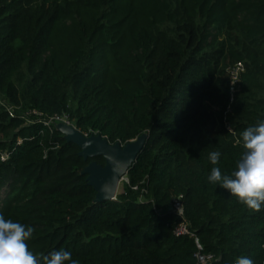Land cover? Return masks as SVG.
Wrapping results in <instances>:
<instances>
[{
  "label": "trees",
  "instance_id": "1",
  "mask_svg": "<svg viewBox=\"0 0 264 264\" xmlns=\"http://www.w3.org/2000/svg\"><path fill=\"white\" fill-rule=\"evenodd\" d=\"M56 117L111 145L145 136L116 200L95 201L84 170L106 161ZM259 120L264 0H0V215L35 229L38 257L200 264V244L215 264H264V209L207 180L236 170ZM181 223L194 236L177 237Z\"/></svg>",
  "mask_w": 264,
  "mask_h": 264
},
{
  "label": "clouds",
  "instance_id": "2",
  "mask_svg": "<svg viewBox=\"0 0 264 264\" xmlns=\"http://www.w3.org/2000/svg\"><path fill=\"white\" fill-rule=\"evenodd\" d=\"M240 136L242 140L238 139L236 143H242L245 152L237 162L236 170L231 175H222L218 167H213L207 180L228 190L249 210L259 213L264 209V120L248 127ZM220 157L219 151H211L208 159L212 165H217ZM34 231L31 226L6 221L0 215V264H79L78 260L72 259V253L64 249L49 255H34L26 243ZM233 264H254V261L242 255Z\"/></svg>",
  "mask_w": 264,
  "mask_h": 264
},
{
  "label": "water",
  "instance_id": "3",
  "mask_svg": "<svg viewBox=\"0 0 264 264\" xmlns=\"http://www.w3.org/2000/svg\"><path fill=\"white\" fill-rule=\"evenodd\" d=\"M72 127H66L67 130H60L68 136L69 140L75 142L81 148L80 155L85 159L102 156L106 161L104 166L93 161L84 170V173L89 175V184L97 191L95 201L104 202L107 200H116L118 185L120 181L126 179L129 170L136 162L138 154L144 147L146 141L145 136L139 137L142 138V142H139L137 147L134 148L131 143H128L125 146H122L120 143L111 145L107 140L100 136H85L74 126ZM90 141L100 143L108 148L105 151H99L100 149L91 147L89 148Z\"/></svg>",
  "mask_w": 264,
  "mask_h": 264
},
{
  "label": "built area",
  "instance_id": "4",
  "mask_svg": "<svg viewBox=\"0 0 264 264\" xmlns=\"http://www.w3.org/2000/svg\"><path fill=\"white\" fill-rule=\"evenodd\" d=\"M242 70V64H238L234 69H233V75H234V81L238 79V76H239V73L240 71ZM8 110H11L10 108H8ZM36 113V112H35ZM37 114V113H36ZM65 119L64 118H59V117H56V118H52L50 119L49 121L46 122L47 125H50L51 122L55 123L57 122L58 120H63ZM68 119V118H67ZM67 124H71L69 121ZM56 125V123H55ZM8 156L6 154H3L0 156V160H5L7 159ZM180 199V198H179ZM177 199L174 206H173V209L179 214V215H183L184 214V206L182 204V201ZM175 235L177 237H182V236H194V233L191 232V230L189 229L188 225H186L185 223H181L177 229L175 230ZM196 257L198 258V261L200 264H215V262L218 261V259L212 255V254H204L203 253V247L198 244V252L196 254Z\"/></svg>",
  "mask_w": 264,
  "mask_h": 264
},
{
  "label": "rangeland",
  "instance_id": "5",
  "mask_svg": "<svg viewBox=\"0 0 264 264\" xmlns=\"http://www.w3.org/2000/svg\"><path fill=\"white\" fill-rule=\"evenodd\" d=\"M56 123V126L59 128V129H63V130H67V128L66 127H72L73 125L72 124H67L68 123V119L67 118H65V119H63V120H58L57 122H55ZM73 128V127H72ZM95 141V140H94ZM94 141H91V142H94ZM139 142L141 143L142 142V138H138V139H136V140H134V141H132L131 142V145H132V147H137V144H139ZM123 149H125V148H123ZM127 179H125V180H122V181H120V183H119V185H118V192H117V195L118 194H120L121 192H123V187H124V182L126 181Z\"/></svg>",
  "mask_w": 264,
  "mask_h": 264
},
{
  "label": "bare ground",
  "instance_id": "6",
  "mask_svg": "<svg viewBox=\"0 0 264 264\" xmlns=\"http://www.w3.org/2000/svg\"><path fill=\"white\" fill-rule=\"evenodd\" d=\"M90 145H89V148H96V149H100L99 151H105L108 147L107 146H103L102 144L100 143H95V142H89Z\"/></svg>",
  "mask_w": 264,
  "mask_h": 264
}]
</instances>
